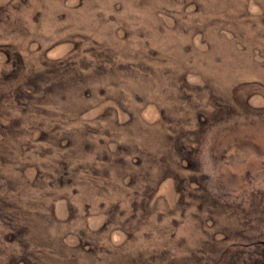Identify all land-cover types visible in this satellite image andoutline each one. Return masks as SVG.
Here are the masks:
<instances>
[{"label": "rangeland", "instance_id": "1", "mask_svg": "<svg viewBox=\"0 0 264 264\" xmlns=\"http://www.w3.org/2000/svg\"><path fill=\"white\" fill-rule=\"evenodd\" d=\"M0 264H264V0H0Z\"/></svg>", "mask_w": 264, "mask_h": 264}]
</instances>
